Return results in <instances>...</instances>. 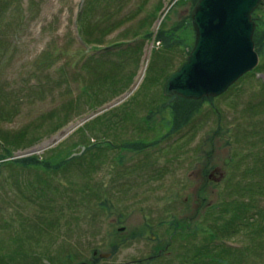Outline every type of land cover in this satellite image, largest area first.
<instances>
[{
  "label": "rangeland",
  "instance_id": "1",
  "mask_svg": "<svg viewBox=\"0 0 264 264\" xmlns=\"http://www.w3.org/2000/svg\"><path fill=\"white\" fill-rule=\"evenodd\" d=\"M193 5V0H0V154L2 137H23L29 145L14 148L15 159L46 160L57 150L80 156L54 173L0 160L1 264H149L138 261L159 250L162 255L151 264H179V247L204 239L183 238L189 233L183 228L212 224L219 216L212 206L247 201L236 182L264 184V173H248L254 159H263L264 166V112H250L264 103V51L257 52L251 74L221 96L199 100L196 110L189 100L172 102L181 115L192 111L176 130L162 88L188 55L193 33H182L181 43L170 47L145 41L138 61L129 60V49L117 52L119 42L134 45L147 33L156 37L163 19L165 30L187 22ZM81 9L93 37L103 34L101 48L113 44L110 53L82 43ZM253 16L264 21V4ZM92 54L104 63L84 69ZM93 102L102 104L91 107ZM104 113L103 120L97 118ZM103 139L149 145L140 151L86 150ZM252 200L246 214L255 215L253 225L237 220L235 234L223 239L244 252L232 257L233 264H264V193ZM230 216L229 210L226 219ZM173 219L180 232L170 240Z\"/></svg>",
  "mask_w": 264,
  "mask_h": 264
},
{
  "label": "trees",
  "instance_id": "2",
  "mask_svg": "<svg viewBox=\"0 0 264 264\" xmlns=\"http://www.w3.org/2000/svg\"><path fill=\"white\" fill-rule=\"evenodd\" d=\"M197 0H193V3H195ZM87 7H85L86 10ZM83 11L81 9V13L79 14L78 17V21H77V26H78V34L80 36V39L82 41V43L85 46H93V47H97V49L99 50V52H107L110 53V47L113 44H108L107 46H104L103 48H101V46L104 45V37L103 34H100V36L98 37H93L92 35V29L88 26L85 25V15H86V11ZM165 19L163 20V22H161V28L158 29L157 32V36L155 37V42H160L163 43L166 47H170L174 44H179L181 43L180 40L183 38L181 37V34L184 33L186 34V36H189L190 33H193L191 24H190V17L188 19L187 22H181L178 23L176 25H174L173 28L171 29H163L162 26L165 25ZM120 24H122L121 20L119 21L118 24H115V26L113 27H118ZM107 32H111L112 31V27L106 28ZM105 36V35H104ZM140 35H136L135 39H140L139 37ZM152 38V34L151 33H147L143 36V38L136 42V44L131 45L130 42H119L120 45H122L119 50L117 52H124L125 50L129 49V51H127L126 53L128 54V58L131 61H138L141 57V51L143 49V44L145 41H148ZM185 40V38L183 39ZM254 42H255V48L257 50V52L259 54L263 53L264 51V21L262 20L261 22H257V26L254 32ZM192 46V45H191ZM190 46V48H191ZM124 48V49H123ZM189 53V52H188ZM95 56H91L89 55V57H87L84 60L83 63V67L84 69H86L88 67L89 64L94 63L97 66H100L102 63H104L98 54H92ZM134 59V60H133ZM185 59L182 61L184 62ZM122 67V66H121ZM150 70V68H149ZM174 70H172L171 72H173ZM170 72V73H171ZM169 73V74H170ZM252 72L248 73L251 74ZM254 73V72H253ZM256 73V72H255ZM247 74V75H248ZM130 78L128 79V82L135 76V70H133L132 72L130 71L129 73ZM246 75H244L243 77H245ZM242 77V78H243ZM128 82L125 83V85H128ZM130 84V83H129ZM89 89V87H87ZM86 93L87 89L85 90ZM90 96V95H89ZM88 96V97H89ZM208 100H212L211 98H209ZM179 101H187L184 99H179ZM190 102H192V105H194L195 110L197 109V103H200L198 101H192L189 100ZM100 105L102 104V102H93L91 103V107L95 106V105ZM263 102L261 101V103L259 102L258 104L254 105L253 107H250V112L252 115H258L259 113H263L264 112V106H263ZM172 107V111H173V120L171 122L174 123V127L176 129H178L179 127L182 126V124L186 123L190 117L192 116V111L191 109L189 110V112L191 111V113H186L187 111H184L182 113V115L180 114V110H179V104L174 103V105H171ZM97 107V106H96ZM186 113V116H183ZM216 113L219 115V113L216 110ZM105 116V114H103L102 116H98L97 118L102 119V117ZM178 119V121H177ZM91 122L86 123L85 125L87 126H94V123L90 124ZM61 125V122H58L56 124V128H58ZM23 137H17L14 141L9 140L8 138H4L2 137V141L6 144L3 148H2V153L0 154V160H3L5 162H3L6 165H17L19 167H23V168H36L38 170H42L45 172H55V170H64L66 171L68 168H70L71 164H68L69 161H71L74 158H79L80 156H76L73 157L71 156L72 152L71 151H62V150H57L58 152L53 154V157H51L50 159H46V160H42L39 159L38 156L36 155H32V156H28V157H23V158H19V159H13V160H7L9 158H13V151L14 148H18V147H22L23 145H29V142L27 144H23ZM144 141V140H143ZM139 144V145H138ZM141 145V146H140ZM149 143L148 142H144V143H137V145H135L133 142L131 141H126L123 142L122 144H118L115 142H112L110 140H102V141H97V142H93L92 144H90V146L88 148H86V150H88L89 152H93V153H97V152H105L107 150H112V149H118V148H122L123 150H136V151H140L142 150L145 146H148ZM254 146V145H253ZM255 147V146H254ZM94 150V151H93ZM263 159L258 158L254 159V164H253V168H251L248 173L251 174H263L264 173V166L260 165L259 163L262 162ZM91 169H93L94 167H90ZM250 178L251 175H250ZM39 179V176H38ZM253 182V184H241V181L236 182L234 187L235 189H238L239 197H245L247 196V201L245 199H240V200H235L232 202H226L224 204H220L217 206H212V207H208L209 209H214L215 214L218 213L219 216H217L216 218H213L212 220H214V222L211 223H207V225L205 226V224H196V226L194 225L192 228L189 229H182L183 232H189L187 234L183 235V238H196L198 237V235L203 234L204 235V239L203 241L201 240L200 242H193V241H188L189 245L186 244L182 247H179L180 252H178L177 254V261L179 264H233V260L232 257H238V256H242L244 255V252L240 249H234L232 246L230 245H225L223 243V239L230 237L229 235H233L235 234V222L237 220L240 221V223H244L245 225H253L254 221H255V215L250 214L249 216H247V212L250 211L251 208H253V199H256V197H258L259 195H262L264 193V184H262V182H254L253 180H250ZM41 182V181H40ZM238 197V196H237ZM229 206V207H228ZM230 210L231 216L228 217L226 219V213ZM174 220V221H173ZM171 221V226L174 227V231H176L175 233L172 234L171 239L173 240V238L175 237V234H177V232L179 231V222L175 219H173ZM207 220V219H206ZM220 220V222H219ZM262 231V226H259L255 229V232L257 235H259ZM158 239V237H156ZM199 241V240H197ZM169 245V244H168ZM70 255V254H69ZM158 257V256H157ZM73 257L70 256V260H72ZM155 257H149L146 258L144 260H140L138 261V263H142V262H148L149 264L154 263ZM1 264V262H0Z\"/></svg>",
  "mask_w": 264,
  "mask_h": 264
},
{
  "label": "water",
  "instance_id": "3",
  "mask_svg": "<svg viewBox=\"0 0 264 264\" xmlns=\"http://www.w3.org/2000/svg\"><path fill=\"white\" fill-rule=\"evenodd\" d=\"M262 3L264 0H197L190 14L195 33L193 47L163 85L168 103L177 98L218 97L256 67L255 20L251 14ZM109 256L99 254L100 258Z\"/></svg>",
  "mask_w": 264,
  "mask_h": 264
},
{
  "label": "bare ground",
  "instance_id": "4",
  "mask_svg": "<svg viewBox=\"0 0 264 264\" xmlns=\"http://www.w3.org/2000/svg\"><path fill=\"white\" fill-rule=\"evenodd\" d=\"M148 55V54H147ZM147 58V57H146Z\"/></svg>",
  "mask_w": 264,
  "mask_h": 264
}]
</instances>
